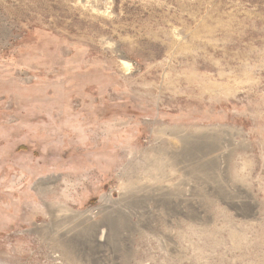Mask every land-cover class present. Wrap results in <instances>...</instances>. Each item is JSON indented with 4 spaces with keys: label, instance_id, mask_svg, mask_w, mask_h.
Listing matches in <instances>:
<instances>
[{
    "label": "rangeland",
    "instance_id": "rangeland-1",
    "mask_svg": "<svg viewBox=\"0 0 264 264\" xmlns=\"http://www.w3.org/2000/svg\"><path fill=\"white\" fill-rule=\"evenodd\" d=\"M0 264H264V0H0Z\"/></svg>",
    "mask_w": 264,
    "mask_h": 264
},
{
    "label": "bare ground",
    "instance_id": "bare-ground-1",
    "mask_svg": "<svg viewBox=\"0 0 264 264\" xmlns=\"http://www.w3.org/2000/svg\"><path fill=\"white\" fill-rule=\"evenodd\" d=\"M124 64H125V66L128 64V65H130L128 62H126V61H124ZM129 67V66H128ZM156 170H159V167H160V162L159 161H157L156 163ZM158 173V172H157Z\"/></svg>",
    "mask_w": 264,
    "mask_h": 264
}]
</instances>
